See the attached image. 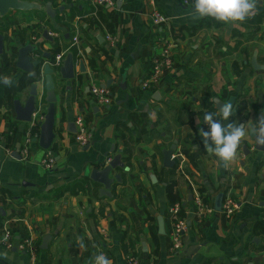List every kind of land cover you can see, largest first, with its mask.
I'll list each match as a JSON object with an SVG mask.
<instances>
[{"label": "crops", "instance_id": "crops-1", "mask_svg": "<svg viewBox=\"0 0 264 264\" xmlns=\"http://www.w3.org/2000/svg\"><path fill=\"white\" fill-rule=\"evenodd\" d=\"M37 1L51 2L55 18L41 11H13L0 19L6 37L0 78L10 76L13 85L24 78L17 97L25 102L33 79L16 67L17 51L29 41H42L45 28L57 44L43 40L41 51L52 52L54 59L71 50L77 61L84 60L86 72L79 73L77 63L75 83L62 81L58 87L49 148L56 164L51 170L42 166L46 150L35 141L40 127L16 120L8 105L0 107V233L8 225L16 240L29 235L35 244L33 254L0 246V264H94L99 254L113 264H264V233L255 232L256 222L264 224V151L255 149L249 135L241 142L238 160L225 167L206 152L199 135L200 128L207 131L205 105L218 111L215 98L226 102L235 97L230 122L255 123L264 112V68L251 64L256 53L257 63L264 66V14L258 24L251 19L233 26L194 18V0H115V5L98 9L112 25L109 31L91 23L94 0ZM153 10L169 20L164 32L174 44L173 65L164 70L160 84L145 91L140 84L152 71L161 38L151 19ZM259 12H264V0H258L253 17ZM203 20L211 26L194 28ZM105 29L115 37L114 47L104 40ZM4 56L11 62L6 70ZM95 83H109L110 104L98 103L90 93ZM5 89L0 82V99L6 98ZM158 91L159 99L154 97ZM78 118L91 138L86 145L76 139ZM69 122L76 131L69 130ZM30 128L33 137L27 142ZM174 140L175 152H185L187 170L201 183L207 202L214 206L223 193L238 203L230 217L222 211L200 216L188 200L187 178L176 169L188 222L177 251L171 250L168 233L166 184L172 175L162 154ZM25 147L27 159L22 157ZM119 151L125 166L113 174L120 173L121 182L113 184L111 197L100 196L102 185L87 176V169L106 164ZM159 216L165 219V235L158 232Z\"/></svg>", "mask_w": 264, "mask_h": 264}, {"label": "water", "instance_id": "water-1", "mask_svg": "<svg viewBox=\"0 0 264 264\" xmlns=\"http://www.w3.org/2000/svg\"><path fill=\"white\" fill-rule=\"evenodd\" d=\"M13 11L24 13L41 11L45 12L47 16L52 19L56 16L55 10L51 7V2L41 4L37 0H0V19H4ZM41 38L50 42L53 46H56L57 44L55 36L50 33L48 28L42 30ZM5 40V35L0 32V57L3 53H5ZM43 40L34 43L29 41L25 45L21 46L17 51L16 67L23 72L28 73L33 79V82L29 86L28 96L25 102H22L19 97L15 98L13 102V112L16 120L27 123L33 121V115L38 111V109H40V107L44 110L43 118H36V124L40 127V133L38 137L35 138V141L39 143L41 148L47 150L51 147L55 137L58 87L62 81H70L72 85L75 83L78 74L76 68L77 63H79V73H85L86 68L84 60L80 59L77 61L75 53L71 50L65 54V58L63 59L61 66H56L53 64L52 52L41 51ZM251 64L256 70L264 68V66L257 63L256 53L252 58ZM102 86L109 87V83L102 84ZM69 89H72V87L69 86ZM154 97L158 99L159 97H162L161 92H156ZM214 102L217 109L218 105L222 107L224 103L228 102H231L234 106L235 97L231 96L226 102H223L219 98H215ZM43 104H46L47 106L44 108ZM68 126L69 130L76 131L74 122H69ZM177 143L178 140H174L170 147L162 150L163 165L166 168H173L176 165V161L172 158V155L176 151ZM255 149L264 151V146H258L255 142ZM113 150L114 149H112V151ZM243 150L245 155L249 154L247 145L243 146ZM124 166L125 165L122 162V154L121 151H119L114 154L106 164H101L99 167L96 166L94 168L87 169L86 174L93 182L102 185L99 190L100 196L111 197L113 184L115 182H121V174H113V171L118 168H124ZM152 180L153 182L157 181L155 175H152ZM223 198L224 194L220 193L215 199L214 208L218 212L222 209ZM192 199V194H190L188 200ZM184 204L186 203L184 202ZM158 232L161 235H165L167 233L165 219L163 216H159L158 218ZM49 237L50 236L48 235L43 238V249H47Z\"/></svg>", "mask_w": 264, "mask_h": 264}, {"label": "built area", "instance_id": "built-area-1", "mask_svg": "<svg viewBox=\"0 0 264 264\" xmlns=\"http://www.w3.org/2000/svg\"><path fill=\"white\" fill-rule=\"evenodd\" d=\"M94 4L96 6V11L93 13L95 17H98L97 11L100 7L103 6H113L115 5V0H94ZM151 19L153 25L156 28H160L161 38H160V47L159 52L155 56L153 60V67L150 75L147 78H144L141 81V87L145 91H152L158 84H160L164 70L171 69L173 65V48L174 44L167 38L166 32H164V27L168 23V18L163 13L158 10H153L151 13ZM106 30V29H105ZM104 40L108 43L110 47L115 46V37L106 30L104 35ZM74 41L77 42L78 39L74 38ZM65 52H60L55 55L53 59V64L56 66H61L63 59L65 58ZM90 93L94 96L96 101L102 105H108L112 101V94L109 87L102 86L100 84H92L90 87ZM33 121L31 123V128L36 124V118L44 116V111L38 109V111L33 115ZM77 133L76 139L81 145H86L90 142V135L86 132L85 125L82 118H78L76 120ZM28 131V136L26 138L27 142L31 141L33 137L32 129ZM207 130H209V126L207 125ZM39 135V134H38ZM29 156V149L25 147L22 150L23 159H27ZM172 158L175 159L177 164V170L180 172L185 178H187L190 186V193L192 194V201L195 204L196 212L200 216H204L207 214L215 213L216 210L213 204L207 202L206 195L203 193V188L201 183L198 182V179L194 178L187 170V164L189 163L188 157L186 156L184 151L175 152L172 155ZM42 166L51 170L55 167L56 159L55 154L50 149L46 150V154L41 162ZM0 182V188H1ZM184 204V202H183ZM181 201H178L170 206H168V233L171 242V250L177 251L182 249L183 239L185 233L188 229V222L186 218L185 207L183 206ZM185 205V204H184ZM238 208L237 201L230 195L226 194L223 198L222 209L221 211L225 214V216L230 217L233 215L235 210ZM0 246L5 249H12L16 247L20 250L30 251L32 254L35 250L34 239L32 236H25L23 239L16 240L14 237V232L12 229L5 225L2 228L0 233ZM129 261L131 263H135L133 258H130ZM95 264V263H94Z\"/></svg>", "mask_w": 264, "mask_h": 264}, {"label": "clouds", "instance_id": "clouds-1", "mask_svg": "<svg viewBox=\"0 0 264 264\" xmlns=\"http://www.w3.org/2000/svg\"><path fill=\"white\" fill-rule=\"evenodd\" d=\"M257 10L258 0H194L191 14L194 18L210 17L235 26L252 18ZM0 82L8 87L13 85V79L7 75L0 78ZM233 114L231 102L224 103L222 107L218 105V111L204 114L203 123L209 126V130L200 128L199 131L206 152L217 157L225 167L238 160L241 142L247 136L251 135L258 146H264V112L255 123L247 124L230 122ZM79 247L83 249L84 244L79 242ZM95 264H113V261L99 254L95 257Z\"/></svg>", "mask_w": 264, "mask_h": 264}, {"label": "trees", "instance_id": "trees-1", "mask_svg": "<svg viewBox=\"0 0 264 264\" xmlns=\"http://www.w3.org/2000/svg\"><path fill=\"white\" fill-rule=\"evenodd\" d=\"M263 14H264V12H259L257 17H252L248 20L253 19L254 23L258 24L262 20ZM97 15H98V17H95V18L93 17V19L91 20V23L93 25L96 23L97 26H100L102 28L105 27L109 31L112 30V25L110 24V22L107 19L104 18L103 14L98 11ZM208 21L203 20L198 25L194 26V28L210 27L211 24ZM104 51H106V50H104ZM3 58H4V62H5L4 68L6 70L11 66V62H10V59L8 57L4 56ZM91 62H92V64H94V60H92ZM24 87H25L24 78L20 80V83L18 85H12L11 87L6 86V89H5L6 98L0 99V107L3 105H8V108L12 109L13 108V102H14L15 98L17 97L18 93L24 89ZM205 107H206V111H204L202 113L203 115L205 114V112H213V113L215 112L213 110V108L210 106V104L205 105ZM35 130H36L35 133L38 134L39 128L36 127ZM33 131H34V129H33ZM176 169H177V164L173 168H169V170L171 171L172 178L170 180H168L167 184H166V196L168 199V206H170V205H172L178 201H181L183 204L182 198H181L179 191H178V180L174 176L176 173ZM203 193H205L204 189H203ZM183 206H184V204H183ZM1 227H2V225H0V228ZM153 232L156 235L155 230ZM255 232L264 233V224H262L260 221L256 222V224H255Z\"/></svg>", "mask_w": 264, "mask_h": 264}]
</instances>
